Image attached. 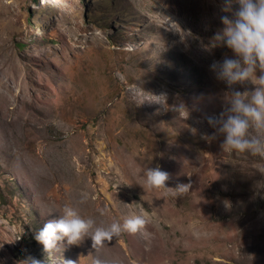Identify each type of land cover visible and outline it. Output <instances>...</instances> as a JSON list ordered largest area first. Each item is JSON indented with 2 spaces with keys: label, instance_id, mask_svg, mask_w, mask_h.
<instances>
[{
  "label": "rangeland",
  "instance_id": "1",
  "mask_svg": "<svg viewBox=\"0 0 264 264\" xmlns=\"http://www.w3.org/2000/svg\"><path fill=\"white\" fill-rule=\"evenodd\" d=\"M224 7L0 0V264H264V156L207 138L227 90L209 66L232 55L212 42ZM157 166L167 187L143 189ZM66 204L94 227L145 224L46 255L33 233Z\"/></svg>",
  "mask_w": 264,
  "mask_h": 264
},
{
  "label": "clouds",
  "instance_id": "2",
  "mask_svg": "<svg viewBox=\"0 0 264 264\" xmlns=\"http://www.w3.org/2000/svg\"><path fill=\"white\" fill-rule=\"evenodd\" d=\"M231 3L237 5L236 9L231 17H220L223 27L212 37L213 46L223 44L232 55L213 61L209 66L215 79L224 82L227 90L222 111L215 118L208 117L214 131L207 138L215 140L222 136L220 149L223 152L264 156V0H225L222 11H229ZM245 83L253 87L244 91L232 87ZM252 131L254 135H250ZM168 179L169 174L158 166L146 167L142 187L166 188ZM188 186L177 184L171 195H183ZM86 199V194H82L81 202ZM100 211L102 214L103 210ZM144 224L145 219L135 215L122 223L113 221L107 227H94L92 218H84L76 208L66 204L54 219L47 220L34 231L33 238L43 246L45 254L50 255L58 242L78 245L85 237H90L95 249L122 232H137ZM29 264H41V261L31 258ZM91 264L106 262L93 258Z\"/></svg>",
  "mask_w": 264,
  "mask_h": 264
}]
</instances>
